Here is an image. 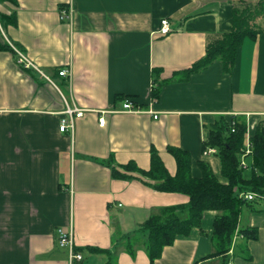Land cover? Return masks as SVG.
<instances>
[{"label":"crops","instance_id":"0c3cea01","mask_svg":"<svg viewBox=\"0 0 264 264\" xmlns=\"http://www.w3.org/2000/svg\"><path fill=\"white\" fill-rule=\"evenodd\" d=\"M234 1L0 3L1 14L16 18L2 29L3 38L39 70L21 68L14 51L0 50V264H70L57 242L60 228H71L74 247L83 248L82 260L73 264H105L107 256L88 253L87 246L108 248L111 264H152L143 244L147 232L138 224L158 207L189 198L156 190L138 173L113 178L109 161L117 168L134 161L148 170L154 147L173 176L177 164L167 147L175 146L190 154L192 176L201 175L197 162L204 160L226 182L220 158L204 154L202 144L217 118L236 116L246 123L244 148L248 140L252 151L251 137L264 119V15L257 34L244 38L230 72L219 60L186 78L176 71L231 30ZM61 6H72L71 18H61ZM164 18L172 30L160 34ZM63 67L71 84L58 74ZM64 97L84 108L73 119V134L59 128ZM125 99L143 111H123ZM262 207L242 206L238 226L256 227L258 238L248 240L250 259L233 254L232 264H264ZM216 214L206 211L200 228L176 237L153 264H219L211 240ZM127 237L134 254L126 250Z\"/></svg>","mask_w":264,"mask_h":264},{"label":"trees","instance_id":"16d2710c","mask_svg":"<svg viewBox=\"0 0 264 264\" xmlns=\"http://www.w3.org/2000/svg\"><path fill=\"white\" fill-rule=\"evenodd\" d=\"M4 1L16 3V0H0V3ZM263 15L264 0L234 1L231 30L209 41L202 57L190 67L176 73L180 78H186L206 68L215 60L222 62L225 72H230L244 38L254 37L257 34L259 31L257 20ZM15 19V13L7 17L0 12V50L8 49L13 52L1 32L7 23L15 24ZM12 45L16 46L14 43ZM67 83L69 84L68 81ZM156 90L154 82L151 89L152 99H157ZM245 135L244 119L236 116L229 118L220 116L210 126L208 139L202 144L203 152L209 147L216 149L225 183L219 181L204 160L197 162L201 175L192 176L190 154L175 146L167 147L177 164V171L173 176L168 173L154 147L150 149L148 170L139 168L134 161L119 164L118 168L110 161L108 162L113 178L127 179L132 177V173H138L153 181V183H144L156 190L178 192L189 198L187 203L158 207L154 213L138 224V229L147 232L143 244L152 264L161 256L163 248L171 245L176 237L188 236L194 227L200 228L203 214L210 210L217 212L212 224L211 240L215 247L212 255L220 256L219 264H231L230 260L234 255L250 259L247 243L250 239L258 238V229L256 227L239 228L238 225L243 205L255 206L257 200H261L257 202V205H263L261 211H264V119L257 124L251 137L252 151L245 155L246 165L242 166L241 156L244 153ZM245 192H253L257 196L253 200H246L240 196ZM258 197L261 198L258 199ZM121 239L124 238H118L114 243L117 244ZM124 242L127 252L134 254L132 241L127 237ZM79 249L83 248H74L76 252H81ZM84 249L88 253L106 255L105 264H111L112 258L108 248L87 246Z\"/></svg>","mask_w":264,"mask_h":264},{"label":"built area","instance_id":"2783aa9c","mask_svg":"<svg viewBox=\"0 0 264 264\" xmlns=\"http://www.w3.org/2000/svg\"><path fill=\"white\" fill-rule=\"evenodd\" d=\"M72 6H67L66 8H62L60 11V16L61 18H66L69 19L72 17ZM172 30V27L167 19H162L161 20V26L159 28L160 34H167ZM9 42V41H7ZM10 46L12 47L15 55H16V60L17 64L23 68V69H37L35 66V63L25 54L24 51L20 50L16 46L12 45L11 42H9ZM39 71V70H38ZM58 74L62 77H65L68 79L69 84H71V78H70V70L66 67H63L59 69ZM48 78V77H47ZM56 89L59 90V88L55 85ZM65 109H64V114L65 116L61 119L60 121V130L61 131H69V133L73 134V119L75 117H80L83 112L84 108H79L77 106H71L67 99L64 97L63 99ZM123 111H130V112H140L143 111V109L140 106L135 105L131 100L125 99V102L123 103ZM102 113L107 112L106 110H101ZM156 117V115H154ZM99 123L100 125L104 124V119L103 117L99 118ZM234 124V122H233ZM251 152V143L247 140L245 142V148H244V153L241 156V164L242 166L246 165L245 161V155L249 154ZM216 153V149L209 147L204 151V154H214ZM240 196L244 197L246 200H253L257 195H255L253 192H245L241 193ZM58 245L61 247H64L68 251V258L70 261V264H73L74 261H80L82 260L83 256L80 252H76L74 250V242H73V235H72V229L69 228V230H63V229H58V239H57Z\"/></svg>","mask_w":264,"mask_h":264},{"label":"rangeland","instance_id":"374dc122","mask_svg":"<svg viewBox=\"0 0 264 264\" xmlns=\"http://www.w3.org/2000/svg\"><path fill=\"white\" fill-rule=\"evenodd\" d=\"M214 154H216V153H214ZM213 154V155H214ZM261 197H258V199H260ZM261 200H257V202H260ZM257 202L255 203V204H257ZM66 249V248H65ZM67 250V249H66ZM214 251H215V249H214Z\"/></svg>","mask_w":264,"mask_h":264},{"label":"bare ground","instance_id":"6f19581e","mask_svg":"<svg viewBox=\"0 0 264 264\" xmlns=\"http://www.w3.org/2000/svg\"><path fill=\"white\" fill-rule=\"evenodd\" d=\"M81 261V260H80Z\"/></svg>","mask_w":264,"mask_h":264}]
</instances>
